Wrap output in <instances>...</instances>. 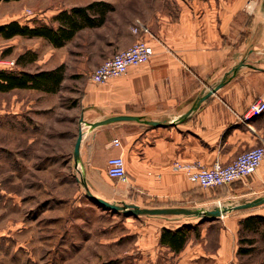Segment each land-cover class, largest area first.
Instances as JSON below:
<instances>
[{
    "label": "crops",
    "instance_id": "obj_1",
    "mask_svg": "<svg viewBox=\"0 0 264 264\" xmlns=\"http://www.w3.org/2000/svg\"><path fill=\"white\" fill-rule=\"evenodd\" d=\"M135 1L0 0V26L18 22L58 28L61 24L54 18L63 10L92 2L110 6L100 25L83 27L59 47L43 37H7L0 31V69L38 72L63 66L57 92L67 82L80 85V94L73 100L79 112L74 143L79 131L82 139L73 163L99 197L148 208H196L228 197L247 201L264 196V160L253 174L232 182L236 188L231 186L226 193H207L209 188H201L175 168L176 163L226 164L264 144V111L242 119L250 104L264 100V0H253V32L246 35L240 24L243 0H185L180 17L170 7L163 8V0H140L138 5ZM135 26L138 32L133 31ZM143 27L148 31L143 32ZM85 31L96 32L87 49L86 41L81 47H68ZM137 39L149 42V60L129 66L123 75L104 83L88 80L93 68ZM25 52L31 59L17 64ZM37 94L52 93L29 88L0 91V234L14 232L10 237L0 235V264L9 263L12 256L44 264L49 255L33 247L34 238L27 234L30 226L23 215L19 218L16 189L17 159L25 154L19 150L32 148L34 141L31 121L22 118H32ZM121 115L139 119L102 122ZM116 155L125 160V180L106 172L108 158ZM249 214L264 216V203L209 220L152 215L138 228L134 261L264 264V242L257 233L251 253L237 252L239 222ZM181 225L195 226L180 250L159 243L163 228Z\"/></svg>",
    "mask_w": 264,
    "mask_h": 264
},
{
    "label": "rangeland",
    "instance_id": "obj_2",
    "mask_svg": "<svg viewBox=\"0 0 264 264\" xmlns=\"http://www.w3.org/2000/svg\"><path fill=\"white\" fill-rule=\"evenodd\" d=\"M139 1H135L137 5ZM184 4L185 0L162 1V7H170L176 17H180ZM240 18L241 32L244 35L253 32V0H243ZM92 35L96 32H79L68 47H81L86 41L87 45L83 47L87 49ZM80 89V85L67 82L59 92L48 96L37 94L32 118L30 115L22 118L31 121L34 141L32 148L19 150V154H25L16 164L19 218L23 215L22 220L30 226L27 234L34 238L33 247L39 248V254L48 252L44 264H137L134 259L138 228L143 227L151 216L114 211L95 202L88 193L98 194L81 176L80 166L73 163L72 149L79 125V112L73 100L80 94ZM231 186L234 185L213 187L206 192L213 194L220 190L226 193ZM244 201L228 197L196 208L206 210ZM12 233L13 230H3L0 235L10 237ZM10 260L3 264H12L14 260L17 264L42 262L33 263L19 256H12Z\"/></svg>",
    "mask_w": 264,
    "mask_h": 264
},
{
    "label": "trees",
    "instance_id": "obj_3",
    "mask_svg": "<svg viewBox=\"0 0 264 264\" xmlns=\"http://www.w3.org/2000/svg\"><path fill=\"white\" fill-rule=\"evenodd\" d=\"M110 9L108 4L92 2L85 6H74L69 10H63L55 16V20L61 24L58 28L46 25L29 27L18 22H11L0 26V31L7 36L21 35L28 37H43L53 46L59 47L71 39L76 31L87 26L100 25L104 20L105 12ZM92 13H96L97 16ZM31 59L28 53L21 54L17 64L25 63ZM64 78V67L58 66L51 70L29 72L25 70H4L0 69V91H9L13 88L37 89L50 93H56ZM239 254H249L253 251V234H259L264 242V216L261 214H249L239 222ZM189 225H181L177 228H163L160 234L159 243L174 251L180 250L188 237Z\"/></svg>",
    "mask_w": 264,
    "mask_h": 264
},
{
    "label": "built area",
    "instance_id": "obj_4",
    "mask_svg": "<svg viewBox=\"0 0 264 264\" xmlns=\"http://www.w3.org/2000/svg\"><path fill=\"white\" fill-rule=\"evenodd\" d=\"M135 26L133 31L138 32ZM143 32L147 28L143 27ZM151 46L144 39H137L130 46L116 51L88 73V80L93 83H104L110 78L123 75L129 66L141 64L150 59ZM264 111V100H256L248 106L242 115L243 120L250 119ZM115 145L119 144L114 139ZM264 160V144L256 145L237 155L232 161L221 164L214 162L210 166L176 163L175 168L183 170L201 188L225 186L236 180H242L253 174ZM106 172L112 178L125 180L127 172L123 156L116 155L108 158Z\"/></svg>",
    "mask_w": 264,
    "mask_h": 264
},
{
    "label": "water",
    "instance_id": "obj_5",
    "mask_svg": "<svg viewBox=\"0 0 264 264\" xmlns=\"http://www.w3.org/2000/svg\"><path fill=\"white\" fill-rule=\"evenodd\" d=\"M139 119L136 116H113L110 117L104 121L111 122V121H117V120H137ZM82 134L81 131L78 132L74 147H73V157L77 158L79 155V146L81 143ZM88 196L93 199L95 202H98L102 206L114 210V211H122L129 214L134 215H185V216H192L196 218H200L202 220H209L213 218H219L233 210H244L247 208H252L254 206L260 205L264 203V196L256 197L254 199H250L247 201H244L242 203H238L235 205H222L219 207L211 208V209H199V208H186V207H154V208H148V207H141L137 204H131L126 202L116 203V202H110L108 200H105L102 197L96 196L93 193H88Z\"/></svg>",
    "mask_w": 264,
    "mask_h": 264
},
{
    "label": "bare ground",
    "instance_id": "obj_6",
    "mask_svg": "<svg viewBox=\"0 0 264 264\" xmlns=\"http://www.w3.org/2000/svg\"><path fill=\"white\" fill-rule=\"evenodd\" d=\"M106 200V199H105Z\"/></svg>",
    "mask_w": 264,
    "mask_h": 264
}]
</instances>
